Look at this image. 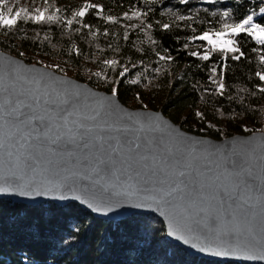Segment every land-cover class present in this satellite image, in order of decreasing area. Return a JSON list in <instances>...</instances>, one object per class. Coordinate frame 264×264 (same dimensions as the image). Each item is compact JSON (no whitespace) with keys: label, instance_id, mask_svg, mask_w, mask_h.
I'll return each instance as SVG.
<instances>
[{"label":"trees","instance_id":"1","mask_svg":"<svg viewBox=\"0 0 264 264\" xmlns=\"http://www.w3.org/2000/svg\"><path fill=\"white\" fill-rule=\"evenodd\" d=\"M64 1L9 0L15 10L44 11L45 19L37 22L22 12L15 26H0V50L79 77L105 92L115 88L126 106L162 111L190 133L220 139L215 130L201 131L209 121L221 124L229 136L234 135L231 130L246 135L250 133L244 128L264 129V93L259 91L264 82L256 75L264 73V46L246 33L237 34L235 46L244 53L240 60L232 59L239 53L225 54L217 48L205 61L200 56L206 42H189L192 36L223 30L225 22H240L248 14L264 26V0H89L98 9L75 19L74 12L85 4ZM49 15L56 19L49 21ZM220 82L225 85L222 94L217 91ZM0 264L247 263L190 255L169 240L162 222L151 215L110 221L74 203L29 207L0 199Z\"/></svg>","mask_w":264,"mask_h":264},{"label":"snow or ice","instance_id":"2","mask_svg":"<svg viewBox=\"0 0 264 264\" xmlns=\"http://www.w3.org/2000/svg\"><path fill=\"white\" fill-rule=\"evenodd\" d=\"M98 7L86 3L74 12L73 19L83 18L89 9ZM0 9H6L0 10V26L5 30L16 25L22 12L37 22L45 19L44 11L38 8L31 14L23 8L14 12L8 0H0ZM260 14L264 15V8ZM223 15L228 17L229 13ZM47 19L52 21L56 17L49 15ZM72 22L67 20L68 25ZM163 27L167 30L169 25ZM241 33L264 46V26L254 21L253 14L237 23L225 22L223 30L192 36L189 42H206L202 60L207 61L209 53L217 48L225 54L239 53L232 59L240 60L244 53L235 46L233 37ZM261 60L264 62V56ZM211 71L215 76L217 68ZM126 72L127 68L119 75L122 77ZM256 75L264 81V73ZM10 79L8 88L0 84V165L6 163L10 172L9 186L0 191L18 189L22 195H29L28 190L45 184L54 189L66 188L89 195L98 212L125 199L155 204L167 210L170 235L177 241L218 257L244 250L230 242L217 243L219 240L230 241L231 237L245 233L250 240L255 239L247 212V189L240 180L244 171L241 162L227 156L219 161L208 160L195 142L185 147L165 141L154 135L156 129L147 121L131 115L127 119H113L114 111L84 104L79 92L11 74ZM224 87L220 82L217 91L222 94ZM259 91L264 93V88ZM112 96H117L115 88ZM21 180L23 184L18 183ZM261 235L264 239V229Z\"/></svg>","mask_w":264,"mask_h":264},{"label":"water","instance_id":"3","mask_svg":"<svg viewBox=\"0 0 264 264\" xmlns=\"http://www.w3.org/2000/svg\"><path fill=\"white\" fill-rule=\"evenodd\" d=\"M10 74L17 78L28 80H42L50 85L66 88L79 92L82 95L84 104L104 106L106 111H114L113 119L128 116L145 120L156 129L154 135L170 141L179 146H188L196 143L198 149L203 150L202 155L208 160L219 161L223 156L230 157L233 161L242 163L244 171L240 180L247 189L249 202L247 212L252 219L256 237L250 240L245 233L243 236H233L217 241V243L228 244L233 247L240 245L244 250L229 257H218L199 250L189 244L177 241L170 235V216L164 208H157L155 204L144 203L137 199H125L116 203L106 211L98 212L91 202L89 195L80 191L69 192L66 188L54 189L45 184L39 188L28 190L29 195H22L20 191H0V199H8L14 203L34 207L43 203H54L63 206L69 203L77 204L81 209L89 212L97 219L121 220L134 214L151 215L160 220L164 226L169 240L186 250L190 255L208 260L221 262H241L247 264H264V239H262V229H264V132H253L250 134H234L222 139H214L209 136L197 135L182 129L175 124L162 111L131 108L123 104L118 97H113L112 92H105L96 89L84 81L71 76L58 73L40 64L27 63L19 57L10 55L0 50V84L8 88L12 82ZM7 92L4 93V98ZM5 161L7 156H4ZM10 176L7 164L0 165V188H7ZM23 184L24 181H18ZM144 203V206H140Z\"/></svg>","mask_w":264,"mask_h":264},{"label":"rangeland","instance_id":"4","mask_svg":"<svg viewBox=\"0 0 264 264\" xmlns=\"http://www.w3.org/2000/svg\"><path fill=\"white\" fill-rule=\"evenodd\" d=\"M71 1H78V2H81V3H83V4L90 3L89 0H71ZM63 3L69 4L70 1L65 0ZM8 4H9V0H8ZM9 6H10V5H9ZM11 7H13V6L11 5ZM13 9H14V7H13ZM0 10L6 11V9H0ZM15 11H16V10L14 9V12H15ZM14 12H13V15H14ZM229 31H230V30H229ZM42 65H43V64H42ZM43 66H45V65H43ZM45 67H46V66H45ZM73 78H76V77H73ZM76 79L80 80L79 77H77ZM263 82H264V81H263ZM143 109H152V110H153V108H148V107H143ZM167 116H168V115H167ZM210 129L217 131V132L219 133V137H220V139L229 136V135H227V131H226V129H224V128L222 127V125L219 124L218 122H214V121H209V122H207V123L204 125V128H201V131L204 132V133H208V131H209ZM259 131H260V132H264V129H263V130H253V129H250V128H244V129H243V132H249V133L259 132ZM231 132L234 133V134H237L236 131L231 130ZM206 136L211 137L210 135H206ZM212 138H213V137H212ZM214 139H215V138H214Z\"/></svg>","mask_w":264,"mask_h":264}]
</instances>
